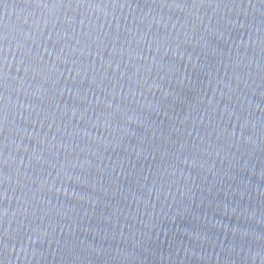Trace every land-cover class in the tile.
Segmentation results:
<instances>
[{
    "label": "water",
    "instance_id": "water-1",
    "mask_svg": "<svg viewBox=\"0 0 264 264\" xmlns=\"http://www.w3.org/2000/svg\"><path fill=\"white\" fill-rule=\"evenodd\" d=\"M0 264H264V0H0Z\"/></svg>",
    "mask_w": 264,
    "mask_h": 264
}]
</instances>
